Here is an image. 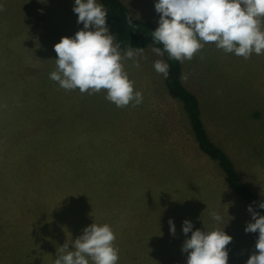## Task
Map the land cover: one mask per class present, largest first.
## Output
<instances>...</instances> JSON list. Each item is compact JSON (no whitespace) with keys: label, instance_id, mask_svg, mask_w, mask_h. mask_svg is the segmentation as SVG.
I'll list each match as a JSON object with an SVG mask.
<instances>
[{"label":"rangeland","instance_id":"374dc122","mask_svg":"<svg viewBox=\"0 0 264 264\" xmlns=\"http://www.w3.org/2000/svg\"><path fill=\"white\" fill-rule=\"evenodd\" d=\"M139 2L134 0V5ZM141 2L158 25L157 0ZM0 4L4 5L0 11V264H54L60 248L68 243L72 250L71 244L93 223L113 230L117 264H187L181 248L191 232L183 233L185 220L193 224V231L224 230L233 238L226 246L228 264H246L255 243L246 236L257 235L245 232L252 221L194 217L195 210L209 214L207 203L201 199L203 207L196 209L189 189L187 203L181 200L178 183L191 176L177 175L179 155L166 154L160 139L149 142L142 134V129L168 125L155 118L141 124L147 111H129L136 107L132 103L118 108L105 98L106 91L89 95L64 90L49 78L58 58L54 45L62 37H74L83 24L72 21V16L70 22H55L61 17L51 16L53 9H47L48 15H31L34 4L29 0H0ZM61 22L66 34L60 31ZM9 34L13 45L32 48L30 54L39 62L31 65L34 71L29 64L17 63L21 59ZM120 51L123 55L126 50ZM193 58L179 62L180 78L187 76L181 79L184 86L213 118L209 132L213 130L227 155L240 162L239 170L243 148L255 153L257 161L263 160L264 54L244 59L208 43ZM148 74L155 73H144L151 82ZM128 76L135 89L141 75ZM31 86L38 90L28 89ZM174 99L166 104L178 113L181 156L189 162L196 147L202 151L190 125L187 131L182 103ZM168 118L170 126L174 112L169 111ZM130 137L135 142L129 143ZM197 160L204 163L201 157ZM185 166L190 168L191 162ZM214 199L211 207L222 209V201Z\"/></svg>","mask_w":264,"mask_h":264},{"label":"clouds","instance_id":"9594fccd","mask_svg":"<svg viewBox=\"0 0 264 264\" xmlns=\"http://www.w3.org/2000/svg\"><path fill=\"white\" fill-rule=\"evenodd\" d=\"M4 5L0 4V11ZM155 10L160 14L158 27L152 32V47L157 56H164L181 63L191 61L205 44L214 43L225 53L249 59L253 53L264 54V0H157ZM42 11V10H41ZM74 13L78 14L77 23L83 29L74 37H62L54 45L57 53L56 71L50 79L58 82L64 90H76L89 95L106 91V99L118 108L130 103H142L143 95L134 91V82L129 79L122 61L133 60L139 67L136 57L142 56L144 48L128 47L121 54L120 44L114 43L115 37L107 26V9L97 0H75ZM129 25L132 19L127 20ZM158 74L167 78L169 65L163 60L154 62ZM182 80L187 76L182 75ZM264 209V202L259 204ZM252 220L245 228L246 233L259 236L255 244L256 252L246 264H264V216L248 207ZM211 217L221 221L215 211ZM170 231L175 235L173 221L169 220ZM193 224L185 220L182 230L185 236L191 232L181 248L187 253V264H228L226 246L232 237L224 230L210 232L199 229L193 231ZM116 236L107 224L95 223L83 229V234L71 244L65 243L57 253L54 264H117L118 248L113 242Z\"/></svg>","mask_w":264,"mask_h":264},{"label":"crops","instance_id":"0c3cea01","mask_svg":"<svg viewBox=\"0 0 264 264\" xmlns=\"http://www.w3.org/2000/svg\"><path fill=\"white\" fill-rule=\"evenodd\" d=\"M31 1V4H34L32 7V11L35 13H31V15H48L45 12L47 9H53V13L51 16L54 17H61L57 19L55 22H60L62 20L66 22H70V16L73 17L74 22H76L75 18H78V14L74 13L73 7L75 4V0H29ZM128 8L129 12L136 18L147 20L151 22L155 27H158L157 24L153 22V20L150 18L152 14L148 13L145 9L147 8L141 0L139 2V5H134V0H121ZM97 3L100 4V1L97 0ZM42 10V11H41ZM60 31L62 33L66 34V29L63 25V22L60 23ZM68 32V31H67ZM11 39V34H9V42H11V45L17 50V55L21 59L17 63H21V65L29 64V67L34 64H39L34 58L33 54H30L32 50H23V48L20 45H13ZM152 47L154 45H148L144 48V53L142 56L136 57L139 61V67H135L134 61L125 59L122 61L124 70L129 74L132 75L135 73L136 76H140L139 84L135 86V91H139L143 95V101L141 104L137 105L135 108H132V110H129L131 112H139V111H147L145 115L143 114L141 124H143L145 121H149L153 118L156 119V121L159 124L168 125L167 127H149L142 129V134L146 139L151 142L152 140H161V144L163 145V149L161 151L165 152L166 154L170 155H179L180 158V169L177 175H181L182 173L191 176L189 178L182 177L181 180L177 181V183L180 186V198L184 202V197L187 196V190L189 189L191 193H189L188 197H191L196 202L194 204V207L197 209L198 207H203V204L200 202L201 199L205 200L206 207L205 211L209 213L208 215H202L201 211L195 210L194 217H197L198 219H213L210 215V212L215 211L217 212L222 219H250L252 222V214L248 211V207L250 206L249 203H247L245 200H243L237 192L231 190L230 185L228 184L226 177L223 173V171L219 168L218 165H216L213 161H211L207 156H205L202 152H200L197 147L195 148V151L193 153L194 162H191V167L187 168L185 166L187 159L186 157L181 156V143L180 139L183 135V130L181 126L177 123V117L178 113L176 110H174L175 107L172 106V104H166L171 103L172 100H175L173 97H170V95L167 92V88L164 81V76L162 74H158L154 69V62L158 59L163 60L165 62V58L162 56H157L155 53L152 52ZM156 47V46H155ZM31 50V51H30ZM25 55V56H24ZM195 56V55H194ZM195 60L194 58L192 61ZM31 71H34V67L31 66ZM38 69V68H37ZM149 70L152 71V73H155L152 77L149 76V80L151 82L146 81V78L144 76L145 71L149 72ZM181 73V72H180ZM135 76V77H136ZM162 77V78H161ZM158 80V81H157ZM206 82V80H205ZM183 83V82H182ZM31 85V83L29 84ZM184 85V84H183ZM28 89H37L38 87H28ZM147 89V90H146ZM190 91V90H189ZM37 91L33 92L34 95L37 96ZM193 93V92H192ZM41 94V93H40ZM198 102V101H197ZM133 105V104H132ZM183 108V105H182ZM199 116L202 121V124L209 136V138L223 150V146H221V143L218 139V136L213 130H210L209 127L213 126V118L208 116L206 114V110H203L201 107H199ZM169 111L174 112L175 114V122L169 126L170 122H167ZM185 111V110H184ZM254 112V111H253ZM252 112V114H253ZM160 113V114H159ZM158 118H156V115H158ZM203 115V116H202ZM187 115H185V123L187 126V131L190 129V123L189 120H187ZM202 120V118H204ZM164 118V119H163ZM163 119V120H162ZM208 125V127H207ZM212 133V135H211ZM214 134V135H213ZM216 135V139L214 136ZM135 142V140L130 137L129 143ZM175 144H177V149L175 148ZM174 146V147H173ZM150 154H157L154 150H148ZM225 152V151H224ZM147 154V152L145 151ZM226 153V152H225ZM227 154V153H226ZM145 156V154H144ZM148 156V154H147ZM229 158L232 160L237 174L241 181L253 192L258 198H260L262 201H264V159L261 161H257V156L253 152H249L246 149L243 148V151L241 153V170H239L240 162H235L233 157L228 154ZM197 157H201L203 159L204 163H198ZM240 161V160H239ZM169 167H171V164H169ZM188 170V174H187ZM241 171V172H240ZM205 186H209L207 188L210 189L208 191L205 189ZM194 192L198 193V196L194 194ZM206 194V198L204 196V193ZM214 194L216 195V199L213 198ZM219 194V195H218ZM208 198L210 200H208ZM220 200L222 203H219V207L222 209L218 210V208L211 207V200ZM186 202V201H185ZM187 203V202H186ZM252 206V205H251ZM253 210L258 212L261 216H264V214L258 210L257 208L253 207ZM226 209V213H225ZM244 221L242 220V223ZM242 232V231H241ZM259 233L257 231V235L254 236H246V239H253L255 240V243L252 244L253 253L256 252L255 244L258 239ZM241 239H243V235L241 233Z\"/></svg>","mask_w":264,"mask_h":264},{"label":"trees","instance_id":"16d2710c","mask_svg":"<svg viewBox=\"0 0 264 264\" xmlns=\"http://www.w3.org/2000/svg\"><path fill=\"white\" fill-rule=\"evenodd\" d=\"M99 1L107 9V26L109 27V32L115 37L114 43L120 44L121 49L127 50L128 47L135 49L154 45L152 32L157 27L151 22L134 17L121 0ZM129 18L132 19L131 25L127 23ZM154 46L163 49L162 44H155ZM164 58L169 65V74L167 78H164L167 92L171 97L178 99L182 103L199 149L216 161L219 168L223 171L230 187L243 200L264 214V209L259 208V204L264 201L251 192L241 181L232 160L224 150L209 138L199 116L197 98L181 81L179 61L170 59L166 52Z\"/></svg>","mask_w":264,"mask_h":264}]
</instances>
